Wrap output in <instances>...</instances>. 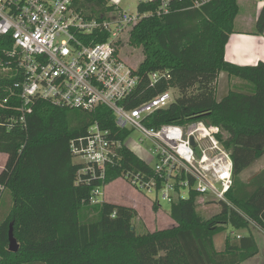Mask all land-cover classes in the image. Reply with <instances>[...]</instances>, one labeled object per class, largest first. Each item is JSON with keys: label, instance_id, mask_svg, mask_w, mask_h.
Segmentation results:
<instances>
[{"label": "trees", "instance_id": "1", "mask_svg": "<svg viewBox=\"0 0 264 264\" xmlns=\"http://www.w3.org/2000/svg\"><path fill=\"white\" fill-rule=\"evenodd\" d=\"M85 2L101 9L104 0ZM186 6L145 18L132 30L130 45L142 49L144 60L138 67L143 81L131 106L173 88L176 101L152 115L149 126L204 120L221 128L234 162L228 198L264 231V169L247 183L241 180L264 156V63L238 66L225 60L240 12L238 0H211L201 9H182ZM256 32L264 34V7ZM12 49L13 40L0 35V154L9 156L0 192L9 191L13 204L0 224V264H242L258 254L250 221L226 204L218 215L204 219L197 211V194L171 204L176 227L155 232H137L132 207L92 205L95 189L125 178L128 170L152 177L151 167L124 145L130 133L117 127L107 108L89 115L38 100L26 124L20 123L15 84L23 76L9 55ZM154 72H167L170 79L151 87L148 76ZM223 72L241 80L247 90L230 91L219 101L216 91ZM95 121L122 143L120 166L109 169L104 182L79 175L82 166L71 151V142ZM227 226L248 235L227 237L218 251L215 237ZM11 229L19 245L15 253L9 251Z\"/></svg>", "mask_w": 264, "mask_h": 264}, {"label": "built area", "instance_id": "2", "mask_svg": "<svg viewBox=\"0 0 264 264\" xmlns=\"http://www.w3.org/2000/svg\"><path fill=\"white\" fill-rule=\"evenodd\" d=\"M130 1L104 0L99 9L85 0H0V35L13 40L9 55L17 60L23 76L15 84L20 123L26 124L38 100L89 115L107 108L119 129L129 131V136L137 132L141 144H151L154 164L148 165L154 175L128 170L125 179L132 187L162 192L169 204L197 194L203 202L236 209L260 229L228 198L234 186V162L221 128L204 120L149 126L152 115L176 101L178 91L173 88L131 106L143 81L138 67L122 56L134 27L145 18L178 11L179 4L187 3L182 9H201L211 0H137L133 11L120 5ZM169 79L167 72L148 76L151 87ZM99 123L73 140L71 151L75 163L82 166L79 175L104 182L108 170L120 166L122 143ZM103 188L94 190L92 205L101 203Z\"/></svg>", "mask_w": 264, "mask_h": 264}, {"label": "rangeland", "instance_id": "3", "mask_svg": "<svg viewBox=\"0 0 264 264\" xmlns=\"http://www.w3.org/2000/svg\"><path fill=\"white\" fill-rule=\"evenodd\" d=\"M137 0H131L128 3L121 2L120 5L125 9L133 11L135 9ZM261 3V2H260ZM125 61L134 68L144 60V54L142 49H137L131 45H126L122 53ZM219 83L217 85L216 97L220 101L230 91L244 92L247 90L246 84L237 78H229L228 74L223 72L220 74ZM247 93V91H245ZM227 137V134H224ZM142 137L139 133L134 132L129 136L125 145L133 151L140 159L149 165L154 164V159L151 154V144H141L140 139ZM9 156L0 154V175L5 169ZM264 169V156L254 162L247 170L241 175V180L245 183L249 182L256 174ZM1 191V189H0ZM99 202H113L127 207H132L136 210L137 216L134 220V225L138 233L155 232L157 230L169 229L176 227V223L170 216L171 204L163 200L162 192H156L148 190H141L134 188L125 179L121 178L117 181L104 186L100 190ZM11 193L9 191L0 192V224L2 220L9 214L13 204L10 201ZM9 201V203H8ZM197 200V211L204 219H211L221 212V205L215 201ZM159 204V207L156 205ZM154 205L158 208L154 209ZM135 206V207H134ZM254 230H257L255 227ZM253 230V231H254ZM248 232L234 231L230 226L226 227V230L215 237V246L217 250H222L225 245V240L229 236H245Z\"/></svg>", "mask_w": 264, "mask_h": 264}, {"label": "crops", "instance_id": "4", "mask_svg": "<svg viewBox=\"0 0 264 264\" xmlns=\"http://www.w3.org/2000/svg\"><path fill=\"white\" fill-rule=\"evenodd\" d=\"M238 4L240 12L235 20L234 33L230 36L226 46L225 60L238 66H255L260 62L264 63V34L260 35L256 32L257 21L264 7V1L260 3L259 0H238ZM256 229L252 230V234L257 242L259 252L255 257L242 264H264V231Z\"/></svg>", "mask_w": 264, "mask_h": 264}, {"label": "water", "instance_id": "5", "mask_svg": "<svg viewBox=\"0 0 264 264\" xmlns=\"http://www.w3.org/2000/svg\"><path fill=\"white\" fill-rule=\"evenodd\" d=\"M19 250V245L13 235V231L12 229L10 230V234H9V251L10 252H18Z\"/></svg>", "mask_w": 264, "mask_h": 264}]
</instances>
